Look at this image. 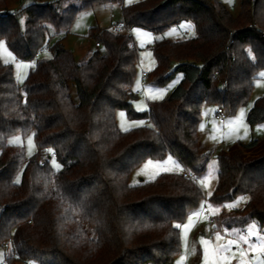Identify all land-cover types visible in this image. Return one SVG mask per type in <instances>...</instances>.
Masks as SVG:
<instances>
[{"label": "trees", "instance_id": "16d2710c", "mask_svg": "<svg viewBox=\"0 0 264 264\" xmlns=\"http://www.w3.org/2000/svg\"><path fill=\"white\" fill-rule=\"evenodd\" d=\"M127 1L32 0L16 12L9 0H0V41L22 61L48 50L51 28L69 33L81 12L118 3L123 13L121 30L89 31L101 48L80 61L61 41L50 47L52 56L37 62L22 87L13 66L0 59V245L11 249L5 264H174L182 253L181 227L205 200L200 185L177 173L137 185L130 179L146 160L169 156L202 176L206 163L198 165L211 158L201 150L202 107L234 114L247 105L264 71V0H241L237 17L221 2ZM189 22L195 35L159 37ZM133 28L158 36L157 66L148 76L153 85L182 75L170 98L144 113L133 107L140 80ZM118 111L152 126L122 132ZM247 119L264 123V96ZM31 135L37 149L32 157L9 142ZM253 151L262 154L248 159ZM53 157L60 171L51 167ZM216 160L210 201L223 205L246 197L228 229L244 226V218L264 228V142L238 143Z\"/></svg>", "mask_w": 264, "mask_h": 264}, {"label": "rangeland", "instance_id": "374dc122", "mask_svg": "<svg viewBox=\"0 0 264 264\" xmlns=\"http://www.w3.org/2000/svg\"><path fill=\"white\" fill-rule=\"evenodd\" d=\"M56 1L42 0V2ZM207 1L221 2L234 17H237L241 12V0ZM31 3L32 0H9L8 7L10 11L19 12L23 7ZM119 7L118 3L114 5L113 21L122 24L123 19ZM93 26H95V23H93V12L91 10L81 12L74 20L69 33H57L52 28L50 29L52 36L49 41V47L45 48V50H48L46 52L41 50L40 56L34 60L22 61L17 59L9 50L5 41H0V59L4 64L13 66L16 81L22 87L31 71L36 68L37 62L49 59L52 56L49 48L53 47L57 42L61 41L66 45L77 61L82 60L89 50H95L96 46L89 37L90 28ZM254 27L258 28L259 26L255 25ZM186 28L187 25L181 23L170 27L159 37L176 39L184 35ZM131 34L139 52L140 82L137 85V91H144L145 93L144 97L138 96L133 103V107L136 112L144 113L148 110L149 104L168 100L175 88L180 84L182 75H175L172 80L163 86L153 85L150 80L146 84H142V72L153 73L156 69L157 65L153 55V48L155 39L158 36L143 28H133ZM72 95L77 100L76 91L73 87ZM263 96L264 71L260 72L255 80L254 91L247 105L240 107L234 114L226 112L225 123H220L217 107L207 104L202 107L201 121L198 127L202 143L201 150L203 151L202 153L215 151L216 154L209 159L201 161L198 165L201 167L206 163L199 183L204 192L205 200L201 209L190 215L181 227L182 253L175 259L174 264H264V228H260L256 221L244 218V226L230 227L227 235L220 230L223 228L222 224L229 218L235 217L236 214L233 211L243 207L246 197H240L223 205H217L210 201L218 181L216 155L219 153H230L238 143L247 145L253 141L264 142V123L250 125L247 119L250 109ZM116 117L119 129L122 132L142 126H152L149 120L130 119L125 111H118ZM9 142L12 145L23 146L28 157H32L36 153L37 149L32 135L27 139L15 136ZM261 154L260 151H253L248 153L247 157L248 159H253L261 156ZM149 161L151 162L150 164ZM50 164L55 171L62 169V166L54 157L51 159ZM183 172V166L172 156L162 161L146 160L133 172L130 184L137 185L141 182L153 181L163 173L182 174ZM240 237L244 239H240ZM229 241H234V243L229 245ZM225 248L227 249L226 251L223 250ZM10 250V248H3L0 245V264H5L6 255Z\"/></svg>", "mask_w": 264, "mask_h": 264}, {"label": "crops", "instance_id": "0c3cea01", "mask_svg": "<svg viewBox=\"0 0 264 264\" xmlns=\"http://www.w3.org/2000/svg\"><path fill=\"white\" fill-rule=\"evenodd\" d=\"M114 5L115 4H102V5H98V6H95L91 11L93 12V23H95V26L91 27V29L93 28H99V29H110V27L112 25H120L118 23H115L113 21V18H114ZM119 8L121 9V14L122 13V6L119 4ZM122 19H123V16H122ZM63 44V43H62ZM64 45V44H63ZM65 48H67L66 45H64ZM68 49V48H67ZM69 50V49H68ZM87 55V53H86ZM140 82V80H139ZM138 82V83H139ZM136 92H137V95H138V91H137V88H136ZM139 96V95H138ZM225 123V122H224ZM201 141V140H200ZM216 153L215 151H212L211 153V157L214 156ZM184 168V167H183ZM202 178V176H201ZM230 217V216H229ZM228 217V218H229ZM229 219H233V218H229ZM228 219V221H229ZM227 222V221H226ZM224 223L222 224L223 225V228H219L222 232L225 233V235H227V232L229 231L228 230V224L227 223ZM223 229V230H222Z\"/></svg>", "mask_w": 264, "mask_h": 264}, {"label": "built area", "instance_id": "2783aa9c", "mask_svg": "<svg viewBox=\"0 0 264 264\" xmlns=\"http://www.w3.org/2000/svg\"><path fill=\"white\" fill-rule=\"evenodd\" d=\"M12 16H16V13H13ZM110 28L114 29V30H121L123 28V23L120 25H112ZM195 33H196V27H195L194 23L189 22V26L186 28L185 34L187 36H193V35H195ZM94 44H95L97 49L101 48V44L98 41H95ZM38 56L39 55H37V57ZM148 76H149V73L147 71L142 72V75H141L142 84H146L149 81ZM138 95L144 97L145 93H144V91H141V92H138ZM217 115L220 117V119H219L220 123H224L225 122V112H224L223 108H218ZM182 175L184 178L193 180L194 182H196L198 184L201 181V176H199V175L195 174L194 172L189 171L187 169L184 170Z\"/></svg>", "mask_w": 264, "mask_h": 264}, {"label": "snow or ice", "instance_id": "6c2138e0", "mask_svg": "<svg viewBox=\"0 0 264 264\" xmlns=\"http://www.w3.org/2000/svg\"><path fill=\"white\" fill-rule=\"evenodd\" d=\"M151 162L149 161V164H150ZM146 167H147V165H146ZM177 227H179V225H177ZM240 239H244L243 237H240ZM229 243V245H232L233 243H234V241H229L228 242ZM223 250H227L226 248L225 249H223Z\"/></svg>", "mask_w": 264, "mask_h": 264}]
</instances>
